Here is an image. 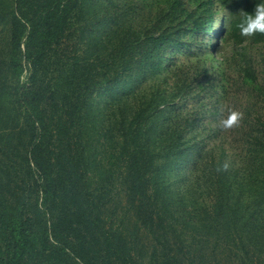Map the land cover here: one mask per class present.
<instances>
[{
	"label": "trees",
	"instance_id": "16d2710c",
	"mask_svg": "<svg viewBox=\"0 0 264 264\" xmlns=\"http://www.w3.org/2000/svg\"><path fill=\"white\" fill-rule=\"evenodd\" d=\"M257 2L0 0V264H264V72L247 49L264 34L236 27ZM193 46L203 75L169 81ZM222 99L243 113L231 153Z\"/></svg>",
	"mask_w": 264,
	"mask_h": 264
},
{
	"label": "rangeland",
	"instance_id": "374dc122",
	"mask_svg": "<svg viewBox=\"0 0 264 264\" xmlns=\"http://www.w3.org/2000/svg\"><path fill=\"white\" fill-rule=\"evenodd\" d=\"M220 14L222 15V10H221V13H218L217 14V17L220 16ZM219 22H215V25H213V29L211 31V34L213 36V39L210 43L211 45V48H213L215 50V53H216V61L217 62H213V65H211L209 62H206L205 63V66L206 68L208 69V73L205 74L209 77H211L212 73H213V76L216 78L217 77V82L220 80V76H218V72L221 71L222 73V76L224 74L229 75V76H232V72L231 70L229 69H221V65H220V60L221 58H223L229 51H230V48L227 44H225L223 41L221 42L219 40ZM215 37V38H214ZM247 49H249V51L252 53V58L254 59V61H257L259 60V70L261 69L263 72H264V61L262 62L261 61V58L263 57L264 58V44H261L259 46H252V47H248ZM197 52H199L198 48H196V46H193V49H192V53H194V55L192 56H189L187 54L184 53V51L180 52V51H177V52H174L171 57L170 60H167L166 64L168 66V69L170 72H167L168 74V78H169V81H172L173 77H172V73L173 74H177L178 72L180 71H190V74L191 75H199L201 70H202V67H203V59H204V55H201V54H197ZM200 75H203V74H200ZM224 81V84L225 86L227 87V85L230 84V81H227L225 83V80L223 79ZM133 86V84L130 82L128 84V88L125 89L124 93H128L130 90H131V87ZM122 89V87H120ZM93 102L100 108H103L108 102H110V98L106 97L105 95H99L97 94L95 97H93ZM220 105L221 107H225V103L222 99V101H220ZM200 132V134L197 136V139H198V142H200L201 140H204V138L201 136L202 134V131H201V128H199L198 130ZM227 129H225V133L224 132H219L218 135L216 137H219L220 135H223V136H226L225 138H227L226 140V143H225V148L229 151V153L233 152L234 149L233 148H236L238 147V143H234L233 145L231 144V139H234V138H229V136L227 135ZM205 144L207 145L206 146V149L208 148H213V147H217V144L219 143V140L216 139V138H213V137H209L207 139H205ZM227 142L229 143V145L227 144ZM239 148V147H238ZM195 162H197V160H194L193 163L191 162L189 168L185 171H187L186 174H184V179H187L186 180V183L182 182L180 183V186H184V185H188L189 184V181H191L193 178V176H191V169H192V166L195 164ZM117 187V185H116ZM119 192V195H118V198L117 199H120L122 197V193L120 192V188H118L117 190ZM146 242L148 243H151L150 240H147ZM149 248V246H148ZM147 262V258L144 259V264H146Z\"/></svg>",
	"mask_w": 264,
	"mask_h": 264
},
{
	"label": "clouds",
	"instance_id": "9594fccd",
	"mask_svg": "<svg viewBox=\"0 0 264 264\" xmlns=\"http://www.w3.org/2000/svg\"><path fill=\"white\" fill-rule=\"evenodd\" d=\"M240 19L236 25L242 37L250 38L257 33L264 34V0H259L251 13L240 11ZM243 113L232 106H225L221 109L219 125L223 129H232L239 126ZM230 163L225 161L218 166L217 171H227Z\"/></svg>",
	"mask_w": 264,
	"mask_h": 264
}]
</instances>
